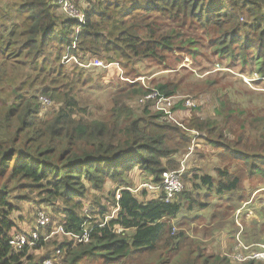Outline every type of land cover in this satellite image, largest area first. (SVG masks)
Listing matches in <instances>:
<instances>
[{
    "label": "trees",
    "instance_id": "obj_1",
    "mask_svg": "<svg viewBox=\"0 0 264 264\" xmlns=\"http://www.w3.org/2000/svg\"><path fill=\"white\" fill-rule=\"evenodd\" d=\"M77 1L86 3L82 12L84 21L80 23L79 17L70 16L72 19L62 14L57 0H12L15 20L9 24L0 19V27L6 25L5 30H0V58L9 62L0 63V264H44L54 256L50 249L36 256L42 245L65 254L63 264H78L83 259L128 264L134 254L158 252L161 241L172 229L170 220L183 209L182 201L188 199L189 193L183 189L167 202L164 192L156 194L147 188H132L128 172L138 167L148 176L146 182L159 183L164 171L179 169L170 145L178 128L153 102L144 99L149 92L144 85L140 102L146 108L139 115L131 105L119 100L127 98L140 81L129 78L121 64L159 59L164 51L171 50L172 39L178 32L173 29L162 34L158 23L211 28L220 33L223 52L237 46L248 63L247 55L252 54L264 75V0ZM139 7L159 16L150 18ZM2 12L8 15V8L0 7V15ZM21 17L24 18L19 21ZM76 26L82 30L74 37L71 35ZM66 51L70 60L63 62ZM88 54L109 65L97 72L89 70L93 59L87 58ZM91 88L112 91L113 106L109 110L113 113L109 117L93 118L86 113L87 106L78 96ZM156 89L166 95L171 93L167 84ZM42 96L57 108L44 109ZM261 122L264 129V118ZM253 133L258 136L255 129ZM257 138L264 139V130ZM182 139H186L184 135ZM240 152L247 154L242 158L249 159L247 151ZM256 153L254 160L264 163L262 154ZM221 174L227 180H220L217 185L220 195L234 191L241 182L228 170ZM19 180L46 193V201H62L63 219L52 226L56 230L63 225L65 232L76 234L83 232L87 216L94 212L91 206L89 214L81 212L90 188L102 191L108 181L116 186L110 192L112 203L101 205L98 210L101 221H91L87 226L91 229L90 242L75 245L72 235L57 234L33 249L21 250L11 242L13 237L20 232L29 233L37 223L24 230L15 228L11 220L13 207L9 194L11 184ZM201 181L208 188L212 186L210 175L202 176ZM145 196L148 199L139 198ZM112 209L115 214L108 220L105 215ZM54 227L48 226L40 234H48ZM205 249L207 246L203 251L192 246L190 251L200 261L188 258L183 264H212L210 258L215 255L214 264H230V259L232 262L234 245H229L223 257L211 253L204 258ZM258 249L257 246L254 250ZM172 250L178 251L179 244ZM243 261V264H264L251 255ZM165 263L162 260L161 264Z\"/></svg>",
    "mask_w": 264,
    "mask_h": 264
},
{
    "label": "rangeland",
    "instance_id": "obj_2",
    "mask_svg": "<svg viewBox=\"0 0 264 264\" xmlns=\"http://www.w3.org/2000/svg\"><path fill=\"white\" fill-rule=\"evenodd\" d=\"M70 1L78 12H84L86 6L84 1ZM11 4L12 0H0V7L8 8V15L2 12L0 19L6 20L9 24L15 20V6ZM57 5H60L59 0ZM144 9L146 8H138L142 14L150 18L156 19L159 16L155 11ZM60 12L72 18L62 9ZM23 18L21 17L19 21ZM158 24L162 26V34L177 30L178 35L172 39L171 50L164 51L159 59L134 61L128 66L121 64L129 78H137L140 81L131 88L127 98L119 100L131 105L139 115L146 108L140 102L143 87L158 88L161 84H167L171 89L168 95L195 100L196 107L180 108L177 114L178 123L175 124L178 129L173 133L174 139L170 143L172 156L178 162L176 164L180 167L185 166L184 192H188L189 197L182 201L183 209L177 217L170 220L172 229L161 241L158 252L134 254L128 260V264H161L162 260H165V264H183L188 258L200 261L190 251L192 246L200 247L202 251L207 246V250L205 249L207 255L204 258L209 257L211 253L223 257L229 245H234L230 264H243L245 262L243 260L254 252L264 253V163L262 161L257 163L254 160L258 155L256 152L262 154L260 158H264V139L257 138L264 130L261 122L264 118V75L261 73V64L257 63L252 54L247 55L250 63L245 62L244 54L237 46L230 52H223L220 33L211 28L201 25H193L191 28L177 27L171 22ZM5 28L6 25L2 24L0 30ZM81 30L82 27L76 26L71 36L75 37ZM17 35L20 37L19 33ZM54 46L55 44L52 49ZM67 53L68 51L63 53L61 59L63 62H66L65 56H69ZM88 57L93 59L88 65L91 71L103 69L102 64H95L97 60L109 65L91 54H88ZM0 63L9 62H5L1 57ZM7 92L10 93L8 87ZM112 94L109 88L106 90L91 88L79 94L78 98L87 106L86 113L89 116L92 114L93 118L103 119L113 113L109 110L113 106ZM8 98L9 96L6 99ZM41 103L46 110L57 108L51 105L48 98L41 100ZM201 126H204V129H201ZM254 129L258 132L257 137L253 133ZM183 135L185 140L182 139ZM232 150L236 152L233 153ZM240 150L249 153L246 156L248 160L242 158L247 154L241 153ZM224 170L238 176L241 182L234 191L227 190L224 195H220L217 185L220 180L224 182L227 180L221 174ZM204 175L211 176L210 188L201 181ZM128 179L132 188L149 180L138 167L128 172ZM29 184L20 180L11 184L9 203L13 211L10 217L15 223V228L25 230L33 226L40 211L45 212L50 218V227H54L52 224L63 219L64 203L46 201L47 194L28 186ZM115 186L114 182L108 181L102 191L90 188L83 199L84 209L81 210L88 213L90 206L94 210L93 214L90 213L86 218L87 226L91 221H101L102 215H98V210L101 205L112 203L110 192L115 190ZM139 198L148 199L147 196ZM201 203L205 205L200 207L198 204ZM112 212L113 209L105 216L114 215ZM229 237L235 240H229ZM175 244H179V250L176 252L172 250ZM257 246L259 249L254 250ZM49 247L43 245L38 247L36 256L44 255L50 249L51 256L55 258L53 264H63L66 255L63 253L57 255L54 248ZM215 257L210 258L209 263L214 264ZM256 259L264 262V256ZM78 264L110 263L102 259H83Z\"/></svg>",
    "mask_w": 264,
    "mask_h": 264
},
{
    "label": "built area",
    "instance_id": "obj_3",
    "mask_svg": "<svg viewBox=\"0 0 264 264\" xmlns=\"http://www.w3.org/2000/svg\"><path fill=\"white\" fill-rule=\"evenodd\" d=\"M59 4L61 9L69 16L79 17L80 22L84 21V16L81 12H78L75 5L70 0H59ZM66 60H70L68 56H65ZM95 64L103 66L104 63L101 61H96ZM47 99L46 97H42L44 101ZM144 99L148 101L154 102V105L157 110L163 111L168 118L178 123L177 118H175L171 106L174 105L178 100H182L187 107H194L196 106V102L192 98H180L177 96H167L164 93L160 92L157 89L152 88L145 96ZM143 101V99L141 100ZM50 103V102H48ZM185 171V166L182 165L179 169L176 170H167L163 172L162 180L159 183H151V182H144L139 186V188H147L152 193H160L164 192V200L169 202L174 200V198L184 189V181H183V174ZM120 192H118V198H120ZM116 210H113L115 212ZM89 214V211L88 213ZM114 215L107 216L112 218ZM37 225L30 230V232H20L17 233L11 242L15 244L18 249H33L35 246L39 245L42 242H46L53 238L54 235L61 234V235H72L74 237V244H86L90 242V233L91 229L84 227V230L80 234L65 232L64 226L59 225L58 229L51 230L48 234L41 235L40 230H45L48 226H50V218L46 216L44 211H40L38 216L36 217ZM60 251H57L56 254H59ZM251 256L255 257H263V252L253 253ZM55 258H48L44 261V264H53Z\"/></svg>",
    "mask_w": 264,
    "mask_h": 264
},
{
    "label": "crops",
    "instance_id": "obj_4",
    "mask_svg": "<svg viewBox=\"0 0 264 264\" xmlns=\"http://www.w3.org/2000/svg\"><path fill=\"white\" fill-rule=\"evenodd\" d=\"M152 102V101H151ZM154 103V102H153ZM155 107V105H154ZM156 108V107H155ZM180 108H185V109H191L190 107H187L184 102L182 100H178L176 103H174V105L171 106V109L173 111V114L175 116V118H177V114L180 111ZM159 112H161L166 118H168V116L163 112L158 110ZM169 120H171L170 118H168ZM173 121V120H171ZM33 229V228H32ZM31 230V229H30ZM27 232V231H26ZM253 257V256H252ZM255 257V256H254ZM256 258V257H255Z\"/></svg>",
    "mask_w": 264,
    "mask_h": 264
},
{
    "label": "clouds",
    "instance_id": "obj_5",
    "mask_svg": "<svg viewBox=\"0 0 264 264\" xmlns=\"http://www.w3.org/2000/svg\"><path fill=\"white\" fill-rule=\"evenodd\" d=\"M148 88V87H147ZM149 89V91L152 89V88H148ZM154 89H156V88H154ZM158 90V89H157ZM160 91V90H159ZM161 92V91H160ZM163 93V92H162ZM165 94V93H164ZM166 95V94H165ZM167 96H172V95H167ZM180 98H187V97H180ZM193 99V98H192ZM194 100V99H193ZM195 101V100H194ZM194 107H196V106H194ZM194 107H192V108H194ZM255 253V252H254Z\"/></svg>",
    "mask_w": 264,
    "mask_h": 264
}]
</instances>
